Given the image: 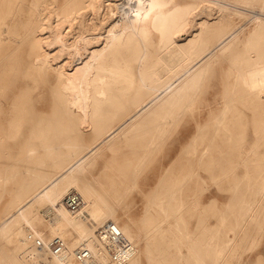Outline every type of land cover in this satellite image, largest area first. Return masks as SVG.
Returning a JSON list of instances; mask_svg holds the SVG:
<instances>
[{
  "label": "bare ground",
  "instance_id": "1",
  "mask_svg": "<svg viewBox=\"0 0 264 264\" xmlns=\"http://www.w3.org/2000/svg\"><path fill=\"white\" fill-rule=\"evenodd\" d=\"M244 3L256 5L254 23L246 32V52H237L229 69L236 74L234 89H239L234 92L226 84L228 100L208 139L202 133L207 123H202L201 113L191 111L198 121L196 130L186 142L172 148L175 154L160 169L155 193L142 207L146 226L142 231L132 216L121 219L118 206L111 202L116 177L108 171L113 158L87 183L80 178L81 171L95 165L107 149L140 145L152 153L163 145L176 120L185 117L193 105L203 75L217 64L213 57L223 58L239 36L228 14L248 9L241 5ZM202 4L205 8L200 11ZM213 5L218 15L209 16L211 10L204 15ZM48 8L61 22L56 24L63 25L62 30L59 26L60 37L55 36L64 43L56 49L50 45L53 39L52 44L57 41L49 38L55 28H48ZM71 31L77 33L73 42L68 41ZM32 35L36 39L27 59L22 43ZM14 78L23 80L26 88L12 101L11 112L20 114L18 120H24L29 110L36 113L34 96L30 93L29 103L21 102L20 97L41 83H50L56 102L51 115L56 120L60 114L88 115L94 135L91 139L81 135V140L74 141L80 130L72 124L65 127L67 139L60 142L57 124L33 126L32 135L44 137L45 152L31 163L37 146L30 142L27 168L13 173L23 176L0 219V243L12 244L10 251H3L7 264H58L48 245H35L30 233L46 243L55 235L62 236L67 242L65 264H88L74 255L80 245L90 247L102 264H146L144 259L150 264H240L244 252L261 242L264 0H0V93ZM236 99L254 105L259 114L250 148L243 142L234 148L239 143L229 134L237 126L235 122L245 121V109L232 102ZM1 111L0 132H17L21 123ZM189 128H182V136ZM62 144L71 146L67 154L60 149ZM234 158L244 165L243 174ZM21 159L14 163L19 165ZM202 169L209 171L216 184L235 185L232 200L224 208L219 207L218 190L210 187ZM4 178L0 173V184ZM70 190L83 197L77 210L64 201ZM238 206L239 212H227ZM155 214L160 218L154 220ZM230 216L235 220L233 227ZM106 220L116 222L134 242L135 252L129 259L113 260L101 242L98 227ZM263 252L264 248L258 251L254 264H264ZM176 257L183 260L174 261Z\"/></svg>",
  "mask_w": 264,
  "mask_h": 264
},
{
  "label": "rangeland",
  "instance_id": "2",
  "mask_svg": "<svg viewBox=\"0 0 264 264\" xmlns=\"http://www.w3.org/2000/svg\"><path fill=\"white\" fill-rule=\"evenodd\" d=\"M262 1V0H261ZM203 5V6H202ZM198 10H203L205 8V4H202ZM248 9L243 8L242 10L228 14L231 18L228 19L231 23V27L237 29L238 35L234 40H232L231 45L225 50L224 57L218 59V62L213 67H209L206 73L203 75V79L201 80L198 89L196 91V98L193 102V105L189 108L190 110L188 113L183 117L180 121L176 120L172 128L168 131V138L165 140L162 146L157 147L152 153H149L148 150L145 149L140 145H135L132 147H122L119 150L113 151L111 149H107L105 154H103L99 161L95 165H89L86 169H83L80 174V178L82 181L87 183L96 172L100 169L104 170L105 165L108 163L109 159L113 158V167L109 169L108 172H111L115 175V183H114V192L112 193V203L117 207V214L121 219H127L128 217L132 216L135 219V223L139 229L142 231L145 230V221L143 218L142 207L148 201V198L151 195H154V188L156 184L160 180L161 170L165 167L169 160L171 159L172 155L175 154L172 148L174 146L179 147L181 143L186 142L189 138L192 137L194 131L197 127V118H195L192 114L200 112L202 117V123H207L202 131L205 134V137L208 139L210 135L214 132V125L217 122L216 117L222 114L224 107L226 106L227 98L226 95L228 87L234 89V82L236 79V74L233 72H229L230 66L232 61L235 58L236 53H244L246 52L244 49L247 46L249 36L247 35V31L251 25L254 23V10L255 4H241ZM208 9L204 11V15L208 14L209 11L212 12L209 16L216 17L218 15V11L216 10V6L213 5L212 7H207ZM252 9V10H251ZM200 10V11H201ZM209 10V11H208ZM228 10H233V7H228ZM47 13L49 15V19L46 20L48 24V28L54 29L51 30L52 34L49 38H55V45L54 39L52 40L53 49L60 48L64 43V39L59 40L60 32L62 30L61 23L57 19V14L47 9ZM55 14V15H54ZM232 15V16H231ZM54 18V19H53ZM50 20V21H48ZM213 21V20H212ZM53 23V24H52ZM68 25V24H66ZM59 26L61 27L59 29ZM52 27V28H51ZM58 27V28H57ZM49 29V30H50ZM60 30L59 32L57 31ZM65 28V30H67ZM244 30V31H243ZM57 31V32H56ZM55 32V34H54ZM77 34L75 31L70 32V36L68 37V41H75V36ZM54 35V36H52ZM59 35L58 40H56V36ZM35 36V37H34ZM74 36V37H73ZM186 36V33L183 34ZM31 37H33L31 39ZM30 38L23 41V51L24 56L29 59L31 56L29 55V46L32 44L33 41L36 39V35H32ZM71 37V38H70ZM63 41V42H62ZM59 43V44H58ZM54 45V46H53ZM60 45V46H59ZM48 46V43H47ZM58 50V49H57ZM237 53V54H238ZM222 55V53H221ZM235 66V64H234ZM23 67V65H22ZM23 77V76H22ZM30 79L29 77H27ZM53 78V77H52ZM205 78V79H204ZM20 79V78H18ZM52 80V79H51ZM21 81H16L15 78L11 80L9 83L4 84L1 88L3 91L0 93V108L3 109L1 111V115L8 114L7 117L13 119L15 123H21V127L17 132L8 133L6 131L0 132V173L4 175V179L0 184V219L3 217V214L6 210V207L9 204L11 196L15 193V188L22 179V173L18 176L14 177L13 173L17 170H25L28 165V158H29V146L30 142L36 144V152L32 153L30 158L31 163L35 162L38 155H44L45 146L43 144L44 137L34 133L32 135L31 130L33 126L37 123L46 126L48 124H57L59 126L58 131V140L60 142H64L67 139V129L66 126H71L72 124L78 126L80 130V134H74L72 138L74 141L81 140V135L83 139H91L94 135V130L92 126V120L89 118L88 115L82 116L78 114L65 115L60 114L57 116V120L54 116H52L53 109L55 108V98L52 93V89L49 84L41 83L40 86L32 89V91H28L26 95H22L20 97L21 102H28L30 93L34 96L33 97V104L36 113L31 114L30 110L29 113L26 114L24 120H18L17 118L21 117L19 113H12L11 109L13 108L12 101L15 97L20 96L19 92H23L25 88V83ZM230 81L232 84H228L227 82ZM31 82V80H30ZM28 83V86L30 84ZM228 87H227V85ZM31 85V84H30ZM30 89V88H29ZM239 89V87H236ZM236 89L233 91L235 92ZM41 93V96H40ZM19 94V95H18ZM44 97H43V96ZM32 102V101H29ZM28 102V103H29ZM235 104L239 105L240 107L245 109V113L243 117H245V121L243 122H235L237 126L229 132L233 137H231L234 142L239 143V145H235L234 148H240V143H244L247 147H251L253 144L256 132H255V118L259 116L256 114L254 109L255 106L252 104L242 103L240 100H232ZM224 103V104H223ZM201 107V108H200ZM11 112V113H10ZM198 116V115H197ZM264 116V113L261 115ZM199 117V116H198ZM178 121V122H177ZM7 121H5L6 123ZM177 123V124H176ZM184 126H189V132L182 136L181 130ZM182 137V139L180 138ZM199 138L201 136H198ZM53 138H48L51 140ZM81 142V141H80ZM71 146L62 144L60 149L62 152H67L70 150ZM260 150H264V143L260 145ZM173 152V153H172ZM149 154V155H148ZM172 154V155H171ZM77 154H74L76 157ZM150 156V157H149ZM21 157V162L19 165L14 163L16 158ZM146 158V160H145ZM150 158V159H149ZM234 162L238 164L237 169L238 171L243 174L245 170L244 165L239 164L238 160L234 158ZM147 161V162H146ZM145 162V163H144ZM234 163V164H235ZM160 170V171H159ZM106 171V170H105ZM202 172L207 175L208 182L210 187L213 189L218 190L219 195V207L224 208L226 204H228L232 200V196L234 195L235 185L233 183H223L216 184L213 182L212 177L209 174V171L206 169H202ZM134 177V178H133ZM137 177V178H136ZM134 180V181H133ZM133 187V188H132ZM122 196V197H121ZM247 197H251L252 194H246ZM119 198V199H118ZM241 206L232 208L227 211L230 214L237 213L240 211ZM160 217L155 216L153 217L154 220ZM214 218V217H212ZM108 221V220H106ZM233 227L235 222L234 217L230 216L228 220ZM101 225V224H100ZM99 228V227H98ZM242 231V230H241ZM126 233V232H125ZM264 236V235H263ZM264 237H262L261 242L257 244L255 248H249L244 252V258L241 260L240 264H254L258 260V251L264 248ZM263 241V242H262ZM169 243H165L164 245L167 246ZM174 249L177 245H174ZM2 246V250L0 248V264H7L8 260L3 258V251H10L12 244L5 242L0 243V247ZM259 247V248H258ZM30 248V247H29ZM28 248V249H29ZM186 248V247H185ZM176 251V250H175ZM264 253V252H263ZM264 256V254H263ZM208 259L209 258L208 256ZM264 259V257H263ZM5 260V261H4ZM182 258L176 259L174 261H181ZM3 261V262H2ZM146 264L148 263L147 259ZM237 259H234L233 262H236Z\"/></svg>",
  "mask_w": 264,
  "mask_h": 264
},
{
  "label": "built area",
  "instance_id": "3",
  "mask_svg": "<svg viewBox=\"0 0 264 264\" xmlns=\"http://www.w3.org/2000/svg\"><path fill=\"white\" fill-rule=\"evenodd\" d=\"M64 201L70 209L77 210L83 204V197L77 190H70L64 196ZM98 236L113 260L129 259L135 252L134 242L112 220H108L99 226ZM29 238H32L37 246L43 247L47 244L52 253L59 259L58 264H65L67 242L62 236L55 235L47 243L41 236L33 233L29 234ZM74 255L77 260L88 264H102L99 259L94 258L92 249L87 245L76 247Z\"/></svg>",
  "mask_w": 264,
  "mask_h": 264
}]
</instances>
